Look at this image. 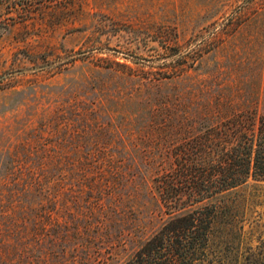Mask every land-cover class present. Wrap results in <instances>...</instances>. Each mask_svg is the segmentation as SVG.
Returning a JSON list of instances; mask_svg holds the SVG:
<instances>
[{
    "label": "rangeland",
    "instance_id": "1",
    "mask_svg": "<svg viewBox=\"0 0 264 264\" xmlns=\"http://www.w3.org/2000/svg\"><path fill=\"white\" fill-rule=\"evenodd\" d=\"M27 1L0 0V264H125L176 149L264 116V0Z\"/></svg>",
    "mask_w": 264,
    "mask_h": 264
},
{
    "label": "trees",
    "instance_id": "2",
    "mask_svg": "<svg viewBox=\"0 0 264 264\" xmlns=\"http://www.w3.org/2000/svg\"><path fill=\"white\" fill-rule=\"evenodd\" d=\"M206 136L176 149L157 183L169 218L125 264H264V223L249 222L238 190L264 185V116L238 114Z\"/></svg>",
    "mask_w": 264,
    "mask_h": 264
}]
</instances>
